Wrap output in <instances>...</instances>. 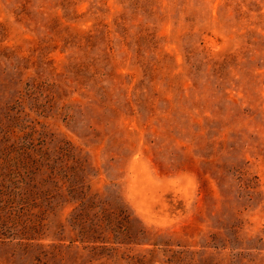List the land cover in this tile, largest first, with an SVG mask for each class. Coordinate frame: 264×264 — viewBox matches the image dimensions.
I'll list each match as a JSON object with an SVG mask.
<instances>
[{"label": "rangeland", "instance_id": "obj_1", "mask_svg": "<svg viewBox=\"0 0 264 264\" xmlns=\"http://www.w3.org/2000/svg\"><path fill=\"white\" fill-rule=\"evenodd\" d=\"M0 264H264V0H0Z\"/></svg>", "mask_w": 264, "mask_h": 264}]
</instances>
